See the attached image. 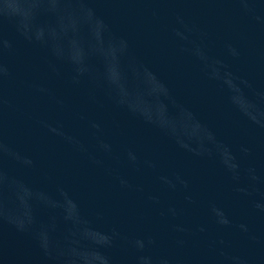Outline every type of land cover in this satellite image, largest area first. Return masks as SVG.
Instances as JSON below:
<instances>
[{"label":"water","instance_id":"obj_1","mask_svg":"<svg viewBox=\"0 0 264 264\" xmlns=\"http://www.w3.org/2000/svg\"><path fill=\"white\" fill-rule=\"evenodd\" d=\"M0 264H264V0H0Z\"/></svg>","mask_w":264,"mask_h":264},{"label":"clouds","instance_id":"obj_2","mask_svg":"<svg viewBox=\"0 0 264 264\" xmlns=\"http://www.w3.org/2000/svg\"><path fill=\"white\" fill-rule=\"evenodd\" d=\"M5 3H6V5H7V0H5Z\"/></svg>","mask_w":264,"mask_h":264}]
</instances>
